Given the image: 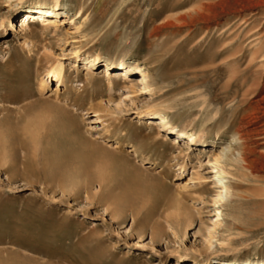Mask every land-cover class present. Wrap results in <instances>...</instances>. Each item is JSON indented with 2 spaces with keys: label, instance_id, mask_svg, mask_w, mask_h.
<instances>
[{
  "label": "rangeland",
  "instance_id": "374dc122",
  "mask_svg": "<svg viewBox=\"0 0 264 264\" xmlns=\"http://www.w3.org/2000/svg\"><path fill=\"white\" fill-rule=\"evenodd\" d=\"M105 61L142 66L153 93ZM157 110L163 124L139 118ZM0 257L264 264V0H0Z\"/></svg>",
  "mask_w": 264,
  "mask_h": 264
},
{
  "label": "bare ground",
  "instance_id": "6f19581e",
  "mask_svg": "<svg viewBox=\"0 0 264 264\" xmlns=\"http://www.w3.org/2000/svg\"><path fill=\"white\" fill-rule=\"evenodd\" d=\"M42 11H45V13ZM43 14H46L49 16L51 14H53L56 16V15L65 14V11L62 8H58V5H53V6H51V8L50 7L49 8L33 7V8H31V11L23 13L22 16L19 18V20L15 22V24H14L15 30L23 31L28 27V25L30 23H34V22L40 21L42 19H46V18L42 17V16H44ZM84 60H85V63H84L85 67H83V68L87 69V70L91 69L90 68L91 66L97 65L99 62L98 59H95V58H85ZM104 63H105L104 64L105 69H103V71H102L103 73H106L107 75H111L113 73L112 75L114 76L115 79L126 80L129 78L130 72L133 71L135 75L139 76V78L137 79V82L139 84L141 82H143V85H144L143 88H145V90H146L145 93H147V94L153 93V89L151 88V85L149 84V81H148V72L142 66H136L135 64H132L129 62L128 63L121 62V63H119V66H116V65H114L110 62H107V61H105ZM87 66H89V67H87ZM128 73H129V75H128ZM48 78H53V81L55 82L56 85H57V83H63L64 82V65L63 64H57V65L52 66L48 72ZM44 83H45L44 81H41L40 85L45 87ZM126 88L129 89V91L133 90L132 87H129V86H126ZM126 88H124V89H126ZM28 108L29 107H25L23 111L26 112L28 110ZM52 108L57 109V107H55V106H52ZM138 115H139V118H145L146 124H148V125L163 124V122L167 121L169 118V117H167L168 115H166L165 112L160 111V110H157V111L152 112V113L138 111ZM168 133L171 134L172 136H175V138L177 140H179V143L181 144V146L186 147V146L192 145L194 143L198 144V145H202V146L208 145V143H206L204 140L197 137L195 134H193V133H182L175 126L168 125ZM150 138H151L150 135H147V136H143L142 140H148ZM89 145H91V144H89ZM232 157H234V154L229 151L228 154H225L224 159H226V160H229V158L233 159ZM239 160L244 161V159L242 157H240ZM239 160L237 157H235L233 159L234 162H238ZM145 163H147V162L145 161ZM211 164L213 167L212 172L213 173L218 172L220 174L219 181H220L221 187H222V191H221V198H222L227 193V186L223 182V180L226 178L227 173L225 172L224 168L222 167L221 158L218 155L213 158V160L211 161ZM100 184L101 183H99V186H101ZM124 202H126V201H124ZM134 211L137 212L136 209L131 210L132 213H135ZM222 220H223L222 213L218 211L216 214V217L212 223L211 228L214 229L217 226H219V224ZM1 260H2V258H1ZM193 262L195 264L197 263L196 260H193ZM0 263H2V261ZM5 263H7V262H5ZM222 264H240V263H238L235 260H227V261H224ZM241 264H246V263H241Z\"/></svg>",
  "mask_w": 264,
  "mask_h": 264
}]
</instances>
